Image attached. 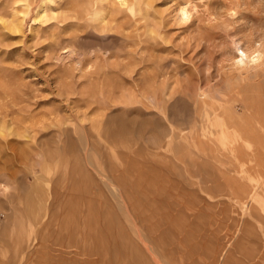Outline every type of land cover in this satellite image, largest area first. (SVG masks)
Here are the masks:
<instances>
[{
	"label": "rangeland",
	"instance_id": "obj_1",
	"mask_svg": "<svg viewBox=\"0 0 264 264\" xmlns=\"http://www.w3.org/2000/svg\"><path fill=\"white\" fill-rule=\"evenodd\" d=\"M259 44L264 0H0V264H264Z\"/></svg>",
	"mask_w": 264,
	"mask_h": 264
},
{
	"label": "bare ground",
	"instance_id": "obj_2",
	"mask_svg": "<svg viewBox=\"0 0 264 264\" xmlns=\"http://www.w3.org/2000/svg\"><path fill=\"white\" fill-rule=\"evenodd\" d=\"M118 3H120V2H118ZM191 15L192 14H191V9H190L189 4L188 5L185 4L179 9L178 17L180 18V20L186 22L187 20L190 19ZM247 63H251V64H254L256 66H263L264 67V44L257 45V47L254 48V50H251V52L248 55H243V56L239 57V59L236 61V66L241 67V66H243L244 64H247ZM263 76H264V74H263ZM6 191H7L6 186L1 185V183H0V193L3 194V196H4ZM261 245H263V244L261 243Z\"/></svg>",
	"mask_w": 264,
	"mask_h": 264
}]
</instances>
